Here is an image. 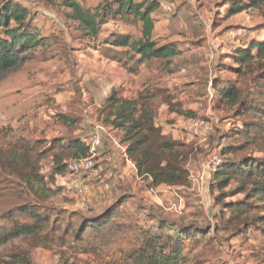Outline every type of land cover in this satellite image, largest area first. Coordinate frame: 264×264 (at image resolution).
<instances>
[{"label":"rangeland","instance_id":"obj_1","mask_svg":"<svg viewBox=\"0 0 264 264\" xmlns=\"http://www.w3.org/2000/svg\"><path fill=\"white\" fill-rule=\"evenodd\" d=\"M65 1L0 0L25 8L27 25L40 40L23 62L0 74V141L4 130L14 142L41 141L48 147L53 139L65 144L81 140L91 146V136L97 134L100 143L91 154V170L56 176L54 187L46 184L52 191L59 187L49 192L47 202L63 210L73 227L113 210L145 231L181 237V264H256L264 237L251 226L220 223L227 215L224 206L243 195L228 194L233 185L218 190L210 160L213 155L232 159L222 150L243 144L235 128L243 127L244 116L215 91L228 82L244 89L260 80L264 53L252 46L264 42V1L254 7L251 0H131L155 7L150 42L174 50L169 61L151 64L132 48L111 45L118 36L130 42L142 38V23L116 8L123 0H73L92 13L113 7L115 14L99 24L95 35L82 28ZM234 6L243 8L233 11ZM236 49L250 50V60L235 58ZM112 98L149 108L155 127L179 143L188 186L156 187L137 175L121 132L111 125ZM193 120L206 122L210 130L191 132ZM262 155L244 144L237 157ZM52 172L45 157L39 173L48 179ZM72 181L86 191L73 190ZM21 243L20 238L0 243L1 260ZM110 259L65 248H36L29 254V264H108Z\"/></svg>","mask_w":264,"mask_h":264},{"label":"trees","instance_id":"obj_2","mask_svg":"<svg viewBox=\"0 0 264 264\" xmlns=\"http://www.w3.org/2000/svg\"><path fill=\"white\" fill-rule=\"evenodd\" d=\"M107 1V0H105ZM264 0H251L259 6ZM77 21L86 31L94 35L96 29L109 15L115 14L113 7L92 13L79 7L76 1H65ZM152 7V8H151ZM133 4L123 0L116 5L120 15H130L142 23V38L130 42L128 37L118 36L111 45L129 47L140 55V60L169 61L174 50L155 48L150 42L154 28L150 18L155 7ZM243 7L234 6L233 11ZM27 10L11 2L0 3V74L23 62L28 51L39 44L36 32L27 25ZM252 49L264 53V42L253 44ZM235 58L242 63L251 58L250 50L236 49ZM240 62V63H241ZM244 89L233 83L220 85L215 91L220 99L235 107L237 115H243V127L235 128L242 145H230L222 154L232 159L221 161L213 172L218 190L229 186L228 194L243 195L224 206L226 218L223 226L253 227L264 237V70L260 76ZM111 125L121 132V143L126 145L125 155L133 164L140 178L149 179L153 186H188L189 175L182 164L179 143L165 137L155 127L154 118L144 104H136L123 98H112L109 102ZM10 132V131H9ZM0 141V243L13 239L21 245L5 254L0 264H29L33 249L65 248L79 254L105 255L108 264H181L183 240L177 234L145 231L129 216L110 210L96 218H83L73 227L63 210L47 201L51 194L59 191L46 189V184L55 186V177L64 176L67 163L89 156V145L81 140L68 142L53 139L43 147L41 141L29 142L7 140V131L1 130ZM257 148L261 158L237 157L243 145ZM49 157L53 172L48 179L39 173L42 159ZM51 191V194L49 192ZM247 229V228H246ZM256 264H264V252L255 255Z\"/></svg>","mask_w":264,"mask_h":264},{"label":"built area","instance_id":"obj_3","mask_svg":"<svg viewBox=\"0 0 264 264\" xmlns=\"http://www.w3.org/2000/svg\"><path fill=\"white\" fill-rule=\"evenodd\" d=\"M189 130L193 133L207 132L210 130V127L206 122L199 121V120H193L189 123ZM99 143H100V140H99L98 135L93 134L91 136V142H90L91 146H89L90 148L89 156L84 159L71 161L67 163L66 173L64 176L60 177V179H64L72 174H79L81 172L84 173V172H87L88 170H91L93 167V161L91 158V154H93L94 149L99 146ZM220 164H221V158L217 155H213L210 160L211 170L215 171L220 166ZM71 183H73L71 184V188L75 190L76 192L83 193L86 191V189H84L82 185L79 184V182L72 181Z\"/></svg>","mask_w":264,"mask_h":264}]
</instances>
